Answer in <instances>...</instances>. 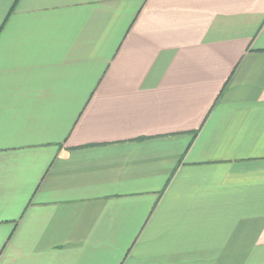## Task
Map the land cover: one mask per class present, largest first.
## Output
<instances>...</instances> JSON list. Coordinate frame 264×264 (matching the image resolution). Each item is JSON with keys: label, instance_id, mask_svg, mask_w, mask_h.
<instances>
[{"label": "crops", "instance_id": "crops-1", "mask_svg": "<svg viewBox=\"0 0 264 264\" xmlns=\"http://www.w3.org/2000/svg\"><path fill=\"white\" fill-rule=\"evenodd\" d=\"M0 264H264V0H0Z\"/></svg>", "mask_w": 264, "mask_h": 264}]
</instances>
